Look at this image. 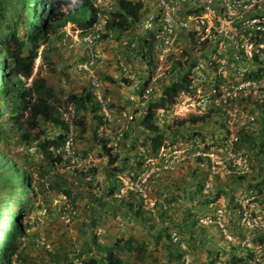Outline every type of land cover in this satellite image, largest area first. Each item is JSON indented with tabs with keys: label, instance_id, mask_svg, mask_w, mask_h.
Masks as SVG:
<instances>
[{
	"label": "rangeland",
	"instance_id": "rangeland-1",
	"mask_svg": "<svg viewBox=\"0 0 264 264\" xmlns=\"http://www.w3.org/2000/svg\"><path fill=\"white\" fill-rule=\"evenodd\" d=\"M93 3L103 35L96 45L99 58L92 72L98 84L92 86V77L75 68L84 60L86 47L74 46L72 42L63 46L60 35L50 37L49 50L43 53L47 59L34 63V72L42 75L55 94L53 105L63 112L67 106H74L67 102L70 94L91 93L96 97L97 102L66 121L72 122L75 131L70 153L63 154L60 165H51L39 142L19 143L18 136L0 141L6 154L30 172L35 188L39 190L43 185L45 192L44 199L38 196L33 203L36 209L25 214L21 222L28 220L33 225L38 220V225L28 231L27 237L19 236L24 251L18 259L13 255L12 264H82L95 251L93 234L102 246L111 247L120 240L116 253L123 264H264V159L261 161L264 158L261 157L264 155V71L244 77L227 67L224 75L229 76L228 80L221 78L220 82L218 70L234 44L229 39H220L215 45L210 42L212 35L203 46L193 44V38L189 44L178 34L169 45L159 43L163 54L152 46H145V40L154 38V31L148 25L152 24L157 32L164 18L170 24H191L186 35L195 31L200 21L187 18L185 6L174 8L168 16L159 0H144L139 21L130 30L119 32L105 27L117 9L116 0H93ZM263 8L261 3L258 10ZM87 18L88 12L85 15L79 12L76 25L66 24L64 30L74 36L80 32L79 23ZM232 20V24H240L241 31L246 30L241 24H251V19L244 14L236 13ZM238 38L245 42L242 36ZM205 51L212 60L202 57ZM153 54L158 56L153 58ZM184 56L188 57L187 61ZM185 69L192 76L191 85L204 79L201 75H207V85L214 84L229 92L234 83H252L245 88L246 95L239 93L229 106L224 105L217 111L172 118L171 107L175 106H167L166 122L157 123L164 131L163 142L152 152L150 134L141 124L148 103L138 94L151 88L148 98L158 100L165 87L183 78ZM250 69L256 70V66L252 64ZM183 95L180 93L171 105L179 104ZM123 113L133 116V120L128 123ZM193 117H203V120L193 123L190 121ZM77 119L82 120L83 132L73 123ZM120 127L127 128L125 137L115 142L112 137ZM40 129L45 133L43 138L59 133V129L48 123L40 124ZM100 140H106V148L117 157L114 166L119 171L113 175H109L112 165ZM239 177L245 181L237 182ZM143 178H146L144 183ZM114 180L119 185L117 201L105 196ZM57 184L70 190L73 202L58 191ZM198 184L200 190L196 188ZM131 188L137 191L135 197L143 201L142 218L135 216L136 209L131 212L121 206V199L127 198ZM190 188L192 200L188 197ZM0 190L8 191L4 184ZM17 197L15 203L8 201V206L25 213L29 204L23 196ZM191 218L197 221L192 223ZM3 236L0 232V238ZM30 242L38 247L31 248ZM169 243L172 249L167 248ZM142 244L145 252L139 254L137 249ZM170 250L174 256L181 255L179 262L169 260Z\"/></svg>",
	"mask_w": 264,
	"mask_h": 264
},
{
	"label": "trees",
	"instance_id": "trees-1",
	"mask_svg": "<svg viewBox=\"0 0 264 264\" xmlns=\"http://www.w3.org/2000/svg\"><path fill=\"white\" fill-rule=\"evenodd\" d=\"M23 1L24 0H0V22L4 23L0 24V46L2 47L1 49L3 50L4 56L12 60L11 75L13 77L17 75H21L25 78L30 77L33 59L37 56L39 46L41 44H47V33L50 30L61 27L68 21L74 22L79 12L82 11L83 15L86 14V9L88 10L89 17L82 23H79L81 29H87L98 21L97 10L93 8L90 0H81L75 7L69 9L67 14H57L47 21H45L43 17L37 16V9L34 7V5H38V3L43 7L46 4L45 0H41L40 2H37L39 0H26V7H24ZM142 7L143 5L140 2L133 3L128 0H117L116 12L111 14V18L106 23L107 29L123 32L132 28L139 21V14ZM19 28L25 30L22 36L18 35ZM145 43L150 46V43L146 41ZM12 44L15 45L14 50L10 48ZM45 59L47 58L45 57ZM12 76L9 78L11 79ZM12 84L13 82L10 84L8 83L5 86L6 89H0V93L3 95L4 99H8L9 102L14 105V110L12 112H15L16 115L10 118L18 134V142L26 144L39 142L38 146L44 156L50 160L51 165H60L63 162V156L50 151V148L57 149L63 146L68 126L64 123L61 124V115L58 109L53 105L55 94L52 88L48 87L45 79L40 77L33 80L30 89H23L20 81L17 80L18 89L13 92V95H9L8 91L11 89ZM189 87L190 80L184 75L180 81L165 87L158 100L147 101L148 104L141 124L144 130L150 134V151L155 152L156 149L160 148L164 138V131L156 124V111L158 109H165L167 106L173 104L180 93L189 91ZM67 102L74 105L76 113H80L86 110L87 106L93 105L92 103L95 102V98L91 93L82 95L70 94ZM93 107L95 106L91 107L94 110ZM25 114H27V118L23 121L22 119ZM201 120H203V117H193L190 119L193 123ZM42 123H48L56 129L60 128L62 134L57 137L43 138L45 133L40 129V124ZM74 123L81 128V132L84 131L81 119L75 120ZM180 124H183V122ZM31 131L36 132L32 135L30 133ZM5 132L7 133L5 128L0 125V141H7ZM100 143L102 144V149L109 158V165L113 166H111L109 170V175H113V172L119 171V169L114 166L117 157L111 155L110 148H106V140H100ZM258 143L260 144V142ZM261 157H264V155ZM263 159L264 158H262L261 161H263ZM141 165V163L138 164L139 167ZM82 175L84 176L86 174ZM241 181H245L243 177H239L237 182ZM3 184L7 186L8 191L0 190V220L4 221V225L0 222V232L4 233V236L0 238V264H11L14 261L13 255L18 259L21 252L24 251L19 236L27 237L29 235L28 231H30L34 225H38V220H36L33 225H21L19 220H21V216L23 215L20 211L11 210L8 206V201L15 203V197H17V195L23 196L24 202L29 204V208H26V210L30 212L36 209L33 204L34 201L38 199V196L44 199L45 192H43V185L39 190L35 188L32 183V175L30 172L20 168L17 164L6 158L4 149L0 148V186ZM56 188L58 191L63 192V195L67 196L71 201L73 200L69 189L61 188L59 184H57ZM196 188L200 190L201 186L198 184ZM48 189H52V186L48 185ZM118 190L119 185H117V180H114L109 184L105 196L113 201H117L115 195ZM189 192L190 194H188V197L192 200L193 194L191 188ZM195 193H197L196 189ZM135 196L136 194L133 191H128L127 198L121 199V206L123 209L131 212L136 209L135 216L137 218H142L143 201ZM49 211L50 210H48L47 214H49ZM190 216L191 214L189 217ZM191 219L192 223L197 221V219ZM168 231L169 230H166V233H168ZM166 237L169 239L168 235ZM91 240L93 250L95 251L93 255L89 256L82 264H123V261L116 253V249L120 247V240L116 241L111 247L102 246L98 243L95 234L91 236ZM30 247L35 249L38 246H36L34 242H30ZM86 247L89 251H92L89 244H86ZM170 247L171 244H167V248L172 249V247ZM57 250H60V248ZM144 252L145 247L142 244L140 248L137 249V253L143 254ZM64 256L65 258L67 257L66 254H64ZM180 258L181 255L174 256L171 250L169 251V260L173 259L179 262Z\"/></svg>",
	"mask_w": 264,
	"mask_h": 264
},
{
	"label": "clouds",
	"instance_id": "clouds-1",
	"mask_svg": "<svg viewBox=\"0 0 264 264\" xmlns=\"http://www.w3.org/2000/svg\"><path fill=\"white\" fill-rule=\"evenodd\" d=\"M40 1L41 0H39L37 2H40ZM45 1H46V4L43 7L39 3H38V5H34V7L37 9V16L43 17V19L45 21H47L49 18H53L57 14H63V15L67 14V12H69L68 10L72 9L73 7H75L78 3H80L81 0H45ZM128 1L133 2V3H138V2L143 3L144 0L143 1L142 0H128ZM159 1L161 2V0H159ZM164 1L169 2L170 0H164ZM26 2H27L26 0L23 1L24 7L27 6ZM90 2L92 4L93 8H95L97 10V8L94 6L93 0H90ZM174 2L176 4L175 5V9H177L180 6H185V8H186L185 9V16L187 18H189V19L197 21V20H199V18H203V16L206 14V13H204V11H205L204 8H203L204 5H203V2L201 0H174ZM116 3H117V0H116ZM261 3L264 4V0H227L226 2H224L223 0H213L212 1V7L218 13H222V12L228 11L227 10V4H229L230 6H232L231 11H229V12H231L229 14L230 18H233L236 15V13H239V15L244 14V15L248 16L251 20L253 18H255L257 20V22L255 21L254 25H259L262 28H264V24H263L264 23V8L258 10V7H259V5ZM187 8H189V9L187 10ZM227 15H228V12H227ZM97 16H98V21L95 24H93L91 27L87 28V29L83 30L78 25L80 27V32H77L74 36H73V34H70L69 31L64 30V27L66 26V24L76 25L75 21L74 22L68 21V22L64 23L65 25H63L61 27H58V28H55L54 30H50L47 33V44H45V45L41 44L39 46V48L37 50V56L33 59L32 72H31V75H30L29 78H25V77H23L21 75H17L16 77H13L11 75L12 74V71H11L12 60L7 59L4 56L3 50L1 49L2 47L0 46V89H6L5 86L8 83L10 84V83L13 82V84L11 85V89L8 91L9 95H13L14 94L13 92H15L18 89L17 80L20 81L23 89H30L34 79H36L37 77L43 78L42 75L38 71L34 72V63H35L36 60H40V59H43V58L45 59V57H47V55L46 54L43 55V53H45L47 50H49V48H48L49 39H50L51 36H55V34L61 36V43H62L63 46H65L67 44V42H72L74 46L84 45L86 47L85 48V54H84V60H82L80 63H78L75 66V68H76V70L78 72L87 73V74H89L90 78L92 77L91 78V85L92 86H94L92 84V80L93 79H96V83L98 84L97 78L93 77V74H92V72H94V70H95V68L97 66V61H98V58H99L98 51L96 49V45L100 42V40L102 39V36H103V35H101L102 26L99 24V13H98V10H97ZM162 17L163 16L161 15L160 20L162 19ZM77 18H78V15L75 17V20H77ZM203 21H204V24H214L215 22H218L216 20V17L213 18L211 20V22H209L208 18L207 19L203 18ZM261 21H263V23ZM106 23H107V21H106ZM161 23L162 24H160V27H158L157 32H156L157 28L152 27V24L148 25L147 28L149 30H151V31H154V38L152 40H150V41H147V40H145V41L147 43H150V46H152L154 49H157L160 54H163V53H161L162 50L159 49V43L161 42V40L160 41L157 40V38H158L157 34L160 35V39H162V36H164V32L162 30V25L164 24V21L161 20ZM0 24H4V23L0 22ZM51 25H53V24H51ZM190 25L191 24H189V26ZM215 25H217V24H215ZM241 25H245L246 29H248V31L250 33L260 37L256 41H253V39L251 38L249 40L250 42L255 43L256 45L260 44L261 42H264V40L262 38V35H263L264 32L262 30L253 31V30L250 29L249 25H247V24H241ZM197 26H198V28L193 26L195 31L189 32V35H186L187 32H188V28H185L183 30H177V35L178 34H182L181 35L182 38H184L186 40L189 39L190 41L193 38V44H197L199 42V39L201 37H203L204 35H206L205 26H203L201 24H198ZM237 26H239V28L241 29L240 24H237ZM105 27H106V24H105ZM107 30H109V29H107ZM109 31H112V30H109ZM113 31H115V30H113ZM24 32H25V30L23 28L22 29L21 28L18 29V35L19 36H22V34ZM123 32H125V31H123ZM88 36H91L93 38L95 36H97V37H95L94 39H91V42H89V41L85 40V38H87ZM240 36H242V35L240 34ZM145 41H144L145 46H149L148 44L145 43ZM154 42H155V45H153ZM205 42L206 41L200 42V44L205 46ZM41 47H43V48L39 51V49ZM10 48L14 50L15 49V45L12 44V46H10ZM149 48H151V47H149ZM149 51L147 52L148 54H149ZM92 54L95 55V63L93 65H89V61L91 59V55ZM156 56H158V55L153 54V58L156 57ZM160 56L161 55H159V57ZM148 58L149 59L151 58V54L148 55ZM252 64L253 65L256 64L255 65L256 66V70L250 69V66ZM80 65H85L86 68H84V69L80 68L79 69L78 66H80ZM257 65H260V60L258 59V57L256 55H254L253 61L248 64V71H250V72H248V71H247L248 73L245 72L246 75L255 76V75L259 74V72L264 71V68H259ZM120 66L125 69V66H122V65H120ZM185 75L189 79V69H185ZM10 76H12L11 79L9 78ZM147 89H150L149 93L147 94L148 97H149L150 92L152 91L151 88L143 89V90L140 91L141 95H140V92L138 94L139 98L143 102H147L148 100H150L148 97H147L148 99H142L141 98L142 94H144V92ZM182 93L184 94V93H187V92H182ZM2 98H3V95L0 93V125L2 127H4L5 130L7 131V133L5 132V134H6L5 138H7V139H9V138L12 139L13 138L14 139V137L17 138V136H18V134H17V132H16V130L14 128L13 121L10 118L11 116H15L16 115L15 112H12L14 110V105H12L9 102L8 99H4V98L2 99ZM94 98H95V101H96V97H94ZM169 106H172V105H169ZM57 109H58V111H59V113L61 115V124L64 123V124H66L68 126V130L66 132L65 143L69 139H72V144H73V138L75 136V131H74V128L72 126V122L67 123L66 121H68V119H69L68 117H72V118L74 117V114L76 113L75 112V107L72 106V105L67 106V111L66 112H63L60 108H57ZM158 110H164L165 111L166 109H158ZM158 110L156 111V113L158 112ZM156 113H155V119H156ZM123 114H125V113H123ZM126 117H127V114H126ZM26 118H27V114L24 115V118L22 120L24 121V120H26ZM128 120H129L128 123H130L133 120V116H132L131 120L130 119H128ZM157 123L158 122H157V119H156V124ZM58 129H59V133L57 135H55L54 137H57L58 135L62 134L61 129L60 128H58ZM126 130H127V128L126 129L123 128V136H122V138L125 137ZM32 132H34V131H31L30 133H32ZM13 133H14V135H13ZM112 138L114 139V136ZM18 139H19V137L17 138V140ZM65 143L63 144V146H61L59 148H63ZM59 148H57V149H59ZM57 149L50 148V151L54 152L55 154H61L62 156H63V154H65L64 152H61V151L60 152H56ZM6 158L10 159L13 163L17 164V162H16V160H14L13 156H9L8 154H6ZM130 190L133 191L135 194H137L136 190H133L132 188ZM17 199H18V197H17ZM18 211H20L21 214L23 215V216H21V220H19V223L21 225L29 224L28 220L24 224L21 223L22 220L26 218V217H24L25 214H28L27 210H26L25 213H23L22 210H18Z\"/></svg>",
	"mask_w": 264,
	"mask_h": 264
},
{
	"label": "built area",
	"instance_id": "built-area-1",
	"mask_svg": "<svg viewBox=\"0 0 264 264\" xmlns=\"http://www.w3.org/2000/svg\"><path fill=\"white\" fill-rule=\"evenodd\" d=\"M201 1L203 2V5H204L203 7L205 10L204 13H206L203 16V18L205 19L208 18L209 22H211V20L216 17L218 24L215 26L214 24H204L203 18H199L200 24L205 26L206 35L201 37L197 44H200V42L206 41L205 42V46H206V43L212 38L210 37L211 35L213 36V38L210 42L215 43V45H218L220 43L221 41L220 39L222 40L229 39V41L234 44V48L230 52V54L224 55L225 59L222 60L221 62L223 67L219 68L220 71L218 70V76H219L220 82L222 80H225L226 78L228 80L229 76L225 77L224 75L225 70L228 69L227 67L232 68V71L234 70L237 73H239L240 76L245 77L246 73L250 72L248 71V64L253 61L254 55H256L258 59L260 60V65H257V66L259 68H264V42H261L258 45L250 42L249 40L251 38L253 39V41H256L260 37L250 33L248 29L241 31V29L239 28V26H237V24H232L233 20L229 16V14L231 13L229 11H231L232 6L227 4L228 11L218 13L212 7L213 0H201ZM223 1L226 2L227 0H223ZM161 4L164 7L165 14H167L168 16L173 12L175 5H176L174 0H170L169 2L161 0ZM227 12H228V15H227ZM163 21H164V24L162 25V30L164 32V36H162L161 41L163 42L164 45H169L170 43L174 42V40L176 39L177 30H183L185 28H189V24H185V23L170 24L167 18L166 19L164 18ZM255 21L257 22V20L253 18L252 20H250L251 24H247V25H249L250 29L253 31L262 30L264 32V28H262L259 25H254ZM228 31L229 32L231 31V33H229L231 36L227 35ZM239 33L242 35V39L245 42H241V38H238V36H240ZM172 36L173 38H171ZM94 38L91 36H88L87 38H85V40L91 42V39H94ZM187 41L189 42V44H191L189 39H187ZM245 44H247V46ZM202 57H206L210 59L209 55L206 54V51L205 53H202ZM184 58H185V61H187L188 57L184 56ZM94 63H95V55L92 54L91 59L89 61V65H93ZM78 68L84 69L86 67L85 65H80L78 66ZM208 73L212 74V72H208ZM201 76L204 79L199 80L196 84L190 85L189 91L187 93H184L183 99L181 98L179 104L172 105L175 107H171L172 114H170L171 115L170 117L177 118V117H183L185 115H200L201 113H203V111L220 110L222 106L227 105V104L229 106L232 101H235L237 97L239 96V93L243 92L244 95H246L247 93H246L245 88L247 86H250L252 83V81L244 82V84L241 82L234 83L231 86L229 85L231 88H233L232 90L228 89L230 90L229 92V91H226L227 89H224L223 87H222V90L219 89L218 86L214 84L207 85L206 84L207 83L206 81L208 79L207 75H201ZM191 77L192 76H189L190 80H191ZM231 83L232 82L228 81V84H231ZM92 84L94 86L97 85L96 79L92 80ZM149 90L150 89H147L144 92V94H142L141 96L142 99H147L148 97L147 94L149 93ZM175 108H178V109L176 110ZM165 112L166 111L164 110H158V112L156 113L157 122L159 123L166 122L164 118ZM123 117H126V114H123ZM128 119L131 120L132 116H129ZM108 120L110 121L109 118ZM122 136H123V128L120 127L114 134L115 142L120 141ZM71 147H72V139H69L68 141H66L64 147L57 149L56 152L61 151L66 154H69ZM145 177H148V175H146ZM142 180H143L142 181L143 183L146 182V178H143ZM136 187L138 188V186Z\"/></svg>",
	"mask_w": 264,
	"mask_h": 264
}]
</instances>
